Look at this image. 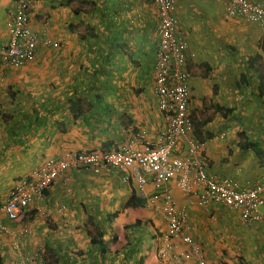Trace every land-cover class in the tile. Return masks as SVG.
<instances>
[{"label":"crops","instance_id":"crops-1","mask_svg":"<svg viewBox=\"0 0 264 264\" xmlns=\"http://www.w3.org/2000/svg\"><path fill=\"white\" fill-rule=\"evenodd\" d=\"M72 1L78 6H66L62 0H33L29 16L32 29L45 27L49 39L54 35L65 38V26L74 27L71 23L80 21L92 24L101 18L107 36L120 35L130 56L113 47L100 62L111 64L110 53L117 54L116 61L134 60L140 78L133 80L135 88L125 89L112 77L106 79L103 69L96 76L99 72L94 69L100 66H94L93 77L79 84L66 72L71 48L63 46L53 53L44 43L38 46L34 61L0 72V203L18 179L29 176L47 158L119 146L136 134L154 141L164 129L165 119L157 110L150 73L156 48L152 45L157 26L154 6L146 0ZM176 3L188 37L187 66L191 73V129L187 139L200 142L211 173L228 176L238 186L246 185L264 177V160L252 149L241 147L240 131L250 140H258L263 148L264 136L239 128L242 119L255 112L250 102L264 101L259 78L248 68L249 55L261 52L264 57L260 47L263 27L245 17L229 15L230 29L215 30L222 27L217 25L226 9L222 0ZM13 7L14 0H0V43L8 38L6 24ZM128 24L134 29L131 39L125 35L131 30ZM238 55L244 57L238 60ZM53 56L56 92L47 90V95L49 82L34 78L35 73L47 69V60ZM57 72L65 74L59 76ZM242 73L247 74L246 79ZM60 86V91L74 87L75 94L58 95ZM131 91L134 94H129ZM72 101L79 105L72 109ZM214 103L233 110L224 115ZM146 190L148 194L173 196L186 215V232L201 244L207 264H240V256L249 264H264V225L247 224L238 212L220 203L200 205L196 194L183 192L174 179L154 184L149 177ZM132 195L135 200L128 205ZM145 206L119 172L71 167L41 197L32 199L27 213L18 220L3 219L11 232L23 223L29 226L31 233L20 239L19 248L39 252L36 264H198L199 257L182 239L165 238L162 216ZM137 220L141 224L132 225ZM92 237L97 243L91 242ZM12 242L10 234L0 233V264H18L20 257Z\"/></svg>","mask_w":264,"mask_h":264},{"label":"built area","instance_id":"built-area-1","mask_svg":"<svg viewBox=\"0 0 264 264\" xmlns=\"http://www.w3.org/2000/svg\"><path fill=\"white\" fill-rule=\"evenodd\" d=\"M146 1L154 6L157 15L153 92L157 110L165 119L164 129L154 141L144 134H136L119 146L47 158L29 176L18 179L0 203V233L12 236L11 246L20 257L18 264H36L39 252L19 248L20 239L31 233L26 223L11 232L3 218L18 220L27 213L31 200L41 197L53 181L71 167L119 172L124 181L132 184L136 196L144 200L145 207L162 216L166 223L165 238L182 239L199 257L198 264L207 263L201 244L186 232L185 213L177 207L170 193L148 194L149 177L154 184L174 179L183 192L196 194L200 205L220 203L238 212L245 223L264 225V177L238 186L228 176L214 175L208 159L201 154L200 142L187 139L192 112L187 33L175 16L176 0ZM222 1L230 16L255 21L264 30V0ZM32 2L14 0L6 24L8 38L0 43V72L34 61L38 46L50 42L45 27L36 31L29 23Z\"/></svg>","mask_w":264,"mask_h":264},{"label":"rangeland","instance_id":"rangeland-1","mask_svg":"<svg viewBox=\"0 0 264 264\" xmlns=\"http://www.w3.org/2000/svg\"><path fill=\"white\" fill-rule=\"evenodd\" d=\"M62 1H64L63 3L66 6H72V5L78 6L76 3L75 4L72 3L73 2L72 0H62ZM176 8H177V3H176ZM175 16L180 26L184 27L182 25V21H181L182 19L180 16H178V14L176 13V10H175ZM228 17L230 16L225 9V14H223V16L221 17L222 22L220 24H217L222 27H220L219 29L217 27L215 30H220V31L229 30L230 29L229 24L231 20ZM71 24L75 26L72 27L71 25H67L64 27V28H68L66 31V33L68 34H65L67 35L65 36V38H63V36L60 38L54 37L55 36L54 35L52 36V39H50V42H48L46 46H44L47 49L54 50L53 53L55 52V50L57 51L60 50V47H63V46H67L71 48L72 52H71L70 57L72 58L69 59V64L67 65L68 69L66 70L68 77L70 79H78L79 84L84 85V82L86 80H89V78L93 77L92 75H94V71L99 72V70L103 69L105 73L99 72L96 76H99V74L103 73V75L106 76V79H109L112 77L116 81L121 82L122 87L125 89L132 90V88H135L134 87L135 83L133 80L136 78H138L139 80L140 77L138 76L139 73L138 72L136 73V68L134 67V64H132L134 60H132L131 62L126 58V61H123V60L116 61V59L118 58L117 54L110 53L109 59L112 60L110 61L111 64L107 63L105 65V62L103 63L100 62V58L102 56H105V54L109 53L110 52L109 49L113 48L115 46V43L123 42L120 39V35L116 34L112 38L108 37L106 34V25L103 23V19L101 18L100 19L96 18L95 23L93 22L92 24L85 23V21H80V22H77L76 24H73V23ZM131 24L133 25V23ZM128 25H129L128 29H131V30L128 31V35L127 34L125 35L127 36L128 39H131L133 36L131 37L130 34H133L134 29H132L133 26H131L130 24ZM122 35L123 34L121 33V36ZM156 42H157V36L155 34V38L152 42V45H156ZM147 43L151 44L150 41H148ZM123 44H124L123 45L124 49L128 48L126 43L123 42ZM133 45L135 46V44ZM72 47H74L75 49L74 51ZM90 48H93L94 50H89ZM226 48L228 49L229 45H227ZM129 50H130V47H129ZM81 52H83V54H80ZM238 56H239L238 60H240V56L244 57V55H238ZM53 57H54L53 60H50V61L47 60V63H46L47 69H45V71H40L38 73H35L36 74V78H34L35 80H46L47 82H49L48 85L45 87L46 92L47 90H51V89H54V91L56 92V88H55L56 79L55 78H56L57 69H55V56ZM122 63L125 64V66L122 67ZM94 66H100V67L92 71V68H95ZM145 73L147 74L146 78H148L149 73L147 71H145ZM150 73L152 74L151 70H150ZM64 74H65L64 72H57V75L59 76L64 75ZM129 84H133V86H129ZM73 88L68 87L67 89L64 88V91H60L61 89V86H60L58 88L59 89L58 95L63 93V94H66V96L70 97V95L75 94V91ZM81 88L82 86L78 88L79 94L82 93ZM92 89L93 88H89V90H92ZM129 94H134V92L131 91L129 92ZM47 95H50V94L47 92ZM250 105L253 106V110L255 112H252L251 114H249L248 118H243L242 121L244 123L241 122L239 128L243 130L247 129L248 131L252 129V131L256 133L255 136L263 137L264 136V101H260V100L257 101L254 99L252 102H250ZM238 118L241 119L242 116ZM244 125L246 128L243 127ZM244 246L246 247L247 245L245 244ZM244 260H245L244 256L239 257L240 264H249L248 262ZM111 264H114V262H112Z\"/></svg>","mask_w":264,"mask_h":264},{"label":"trees","instance_id":"trees-1","mask_svg":"<svg viewBox=\"0 0 264 264\" xmlns=\"http://www.w3.org/2000/svg\"><path fill=\"white\" fill-rule=\"evenodd\" d=\"M120 39L122 40L121 37H120ZM123 45H124L123 42H117V43H115L114 47H116L117 49H120L121 51H124V54L129 57L130 54H128L126 52ZM260 47L264 48V35L260 41ZM248 68L250 70H252L253 72H255L256 77L259 78V87L258 88L261 92V95H263L264 94V57H263V54L261 52H256L255 54L249 55ZM205 73L207 74L206 71H205ZM246 76H247L246 73H242V77H244V79H246ZM78 105L79 104L76 101L71 102V108L72 109L74 108V106L77 107ZM214 107L218 110H221L224 115H226L227 113H229L233 110V107L223 106V105H220L219 103H214ZM78 109H79V107H78ZM78 109L74 111V113H75L74 116L77 115ZM240 134L242 135L241 147L252 149L260 157V160L263 161L264 160V148L260 145V142L258 140H250L247 135H243L244 134L243 131H240ZM133 199L135 200V197L132 195L130 200L127 202L128 205L131 204ZM139 224H141V221L137 220L132 225L136 226ZM91 242L93 244L97 243V241L93 237L91 238Z\"/></svg>","mask_w":264,"mask_h":264}]
</instances>
